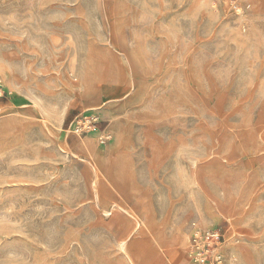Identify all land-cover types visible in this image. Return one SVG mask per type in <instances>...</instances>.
Instances as JSON below:
<instances>
[{
  "label": "rangeland",
  "instance_id": "374dc122",
  "mask_svg": "<svg viewBox=\"0 0 264 264\" xmlns=\"http://www.w3.org/2000/svg\"><path fill=\"white\" fill-rule=\"evenodd\" d=\"M209 229L264 264V0H0V264H197Z\"/></svg>",
  "mask_w": 264,
  "mask_h": 264
},
{
  "label": "built area",
  "instance_id": "2783aa9c",
  "mask_svg": "<svg viewBox=\"0 0 264 264\" xmlns=\"http://www.w3.org/2000/svg\"><path fill=\"white\" fill-rule=\"evenodd\" d=\"M100 123L101 120L95 113H83L70 121L67 131L80 137L88 135L89 132L95 129L100 132L97 137L98 142L105 144L108 137L103 133V130H99ZM198 234L199 232H194L189 237L188 258L197 264H210L214 261L213 251L219 248L218 244L224 240L225 233L220 229H209L204 233L202 240H200ZM221 260L222 264H228L227 260L223 258Z\"/></svg>",
  "mask_w": 264,
  "mask_h": 264
},
{
  "label": "bare ground",
  "instance_id": "6f19581e",
  "mask_svg": "<svg viewBox=\"0 0 264 264\" xmlns=\"http://www.w3.org/2000/svg\"><path fill=\"white\" fill-rule=\"evenodd\" d=\"M155 241V240H154ZM129 259V258H128Z\"/></svg>",
  "mask_w": 264,
  "mask_h": 264
}]
</instances>
